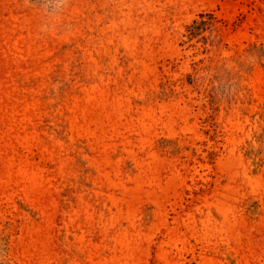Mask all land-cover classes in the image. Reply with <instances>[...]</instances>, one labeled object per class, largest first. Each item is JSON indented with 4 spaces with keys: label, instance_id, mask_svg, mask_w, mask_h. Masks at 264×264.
Listing matches in <instances>:
<instances>
[{
    "label": "rangeland",
    "instance_id": "rangeland-1",
    "mask_svg": "<svg viewBox=\"0 0 264 264\" xmlns=\"http://www.w3.org/2000/svg\"><path fill=\"white\" fill-rule=\"evenodd\" d=\"M0 264H264V0H0Z\"/></svg>",
    "mask_w": 264,
    "mask_h": 264
},
{
    "label": "trees",
    "instance_id": "trees-1",
    "mask_svg": "<svg viewBox=\"0 0 264 264\" xmlns=\"http://www.w3.org/2000/svg\"><path fill=\"white\" fill-rule=\"evenodd\" d=\"M206 17V20L204 18ZM208 19L212 20L210 14L200 13L197 15V18L193 19L189 25L186 26V34L184 35L188 40L197 35L205 25L208 23ZM202 24V26H201Z\"/></svg>",
    "mask_w": 264,
    "mask_h": 264
}]
</instances>
